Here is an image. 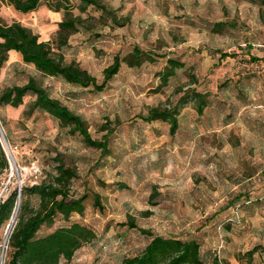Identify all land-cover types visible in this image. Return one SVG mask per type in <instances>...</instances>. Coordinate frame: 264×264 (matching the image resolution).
<instances>
[{"label": "rangeland", "instance_id": "374dc122", "mask_svg": "<svg viewBox=\"0 0 264 264\" xmlns=\"http://www.w3.org/2000/svg\"><path fill=\"white\" fill-rule=\"evenodd\" d=\"M100 1L116 9L119 18H128V24L98 26V38L85 32L71 36L60 50L65 60L77 62L98 84L113 57L123 58L133 46L151 54L153 62L139 68L121 64L102 91L42 77L22 61L6 63L0 92L35 78L50 97L83 118L93 139L107 133L103 126L113 128L108 153L86 146L48 115L25 116L33 100L27 96L18 108L0 107L11 161L0 176V191L6 198L14 189L47 181L60 161L76 170L70 195L85 196L84 213L69 221L58 215L36 237L75 222L93 231L95 239L58 264H118L138 255L150 238L121 225L128 217L154 235L196 240L202 264H213L215 256L224 264H264V62L249 61L264 55V2ZM88 13L99 16L93 9ZM61 17L44 4L22 14L0 3L2 23L18 22L40 41H52ZM218 23L225 24L220 31ZM221 53L234 57L221 60ZM167 58L184 67L161 87L159 74ZM193 89L207 94L202 114L192 97L178 103ZM174 105L178 128L173 136L167 123L142 120L151 108ZM95 195L101 209L93 206ZM36 205L31 199L30 208ZM235 211L238 220L226 225ZM17 216L0 229V264L7 260Z\"/></svg>", "mask_w": 264, "mask_h": 264}, {"label": "trees", "instance_id": "16d2710c", "mask_svg": "<svg viewBox=\"0 0 264 264\" xmlns=\"http://www.w3.org/2000/svg\"><path fill=\"white\" fill-rule=\"evenodd\" d=\"M74 1L76 3H73V0H0V3L11 6L14 11L22 14L34 12L44 4L49 11L62 15L51 42L40 41L38 34L18 22L4 24L0 20V71L8 62L9 53L15 52L21 56L23 64L32 65L42 77L55 78L83 89L102 91L117 75L121 64L129 68H139L146 62L154 61L155 58L151 54L138 46H133L123 58L119 55L113 57L111 64L103 70L100 84L77 62H67L60 50L68 45L71 36L85 32L98 38L99 35L95 32L98 26L123 27L128 24V18H119L116 9L108 7L100 0ZM89 9L98 12L99 16L89 14ZM74 10L77 14H74ZM216 27L217 31H220L225 24L218 23ZM233 57V54H219L221 60ZM249 61L264 62V55L261 58L250 57ZM183 67L182 62L167 58L166 65L159 74L161 87L166 86L176 75V71ZM27 96L33 100L24 111L25 116L35 111L48 115L59 123L60 128L66 129L69 135H79L86 146L98 150L103 155L108 153V138L113 128L103 126V131L107 133L100 140L93 139L83 118L50 97L47 90L33 77L28 78L23 85L5 87L0 92V107L18 108ZM190 97L197 104V113L202 114L207 106V94L193 89L185 92L178 103L182 104ZM176 107L174 105L151 108L142 120L145 122L159 120L167 123L169 134L173 136L178 128ZM57 163L50 179L30 187H22L19 195L17 190H12L0 204V229L11 220L15 212H18L15 226L7 240L8 254L4 264H58L61 259L69 261L78 249L95 239L93 231L75 222L70 223L68 227L57 228L42 238L36 237L40 228L51 227L58 215L69 221L72 215L81 216L85 210L83 203L85 196L75 198L70 195L71 182L77 177L76 170L66 166L62 161ZM7 169L8 161L0 145V176ZM153 197L151 194L150 198ZM31 199L36 200V208H30ZM93 206L101 209L99 196L95 195ZM234 208L238 210L239 206L236 205ZM234 223H236L234 220L225 221L226 225ZM121 225L137 229L150 240L138 255L124 258L118 264H202L200 244L196 240L154 235L138 228L130 217ZM253 253L254 250H251L247 255L251 257ZM213 264H218L217 256Z\"/></svg>", "mask_w": 264, "mask_h": 264}, {"label": "built area", "instance_id": "2783aa9c", "mask_svg": "<svg viewBox=\"0 0 264 264\" xmlns=\"http://www.w3.org/2000/svg\"><path fill=\"white\" fill-rule=\"evenodd\" d=\"M0 131H1V128H0ZM1 133V135H2V138L3 139H1L0 138V145H1V148H2V150H3V152H4V154H5V157H6V159H7V161H8V163L9 164H11V161H10V158H9V156H10V154L9 153H6V151H5V148H4V145L6 146V142H5V138H4V135H3V133H2V131L0 132ZM3 140V141H2ZM18 193H20V191L18 192ZM4 199H5V197H4V195H3V192H1L0 191V204L4 201ZM237 221L238 220V215H237V213H236V211H235V214H234V216H233V218H231V219H228L227 221ZM221 244H220V248L219 249H221L223 246H222V241L220 242ZM220 251V250H219ZM219 251L217 252V255L219 254ZM217 258H218V264H224V262H222L221 261V259H220V257L219 256H217Z\"/></svg>", "mask_w": 264, "mask_h": 264}, {"label": "crops", "instance_id": "0c3cea01", "mask_svg": "<svg viewBox=\"0 0 264 264\" xmlns=\"http://www.w3.org/2000/svg\"><path fill=\"white\" fill-rule=\"evenodd\" d=\"M21 56L18 53L10 52L9 53V60L7 62L8 65L15 64L21 62Z\"/></svg>", "mask_w": 264, "mask_h": 264}, {"label": "bare ground", "instance_id": "6f19581e", "mask_svg": "<svg viewBox=\"0 0 264 264\" xmlns=\"http://www.w3.org/2000/svg\"><path fill=\"white\" fill-rule=\"evenodd\" d=\"M0 135H1V133H0ZM0 138H1V139H3V138H2V135H1V137H0ZM2 141H3V140H2Z\"/></svg>", "mask_w": 264, "mask_h": 264}, {"label": "water", "instance_id": "95a60500", "mask_svg": "<svg viewBox=\"0 0 264 264\" xmlns=\"http://www.w3.org/2000/svg\"><path fill=\"white\" fill-rule=\"evenodd\" d=\"M18 195H19V193H18Z\"/></svg>", "mask_w": 264, "mask_h": 264}]
</instances>
